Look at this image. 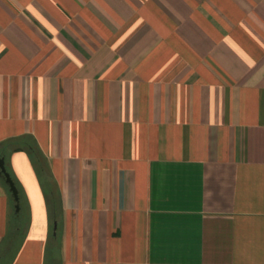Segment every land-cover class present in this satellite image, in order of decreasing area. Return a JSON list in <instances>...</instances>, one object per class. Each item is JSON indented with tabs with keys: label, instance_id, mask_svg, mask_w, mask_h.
Wrapping results in <instances>:
<instances>
[{
	"label": "crops",
	"instance_id": "crops-1",
	"mask_svg": "<svg viewBox=\"0 0 264 264\" xmlns=\"http://www.w3.org/2000/svg\"><path fill=\"white\" fill-rule=\"evenodd\" d=\"M2 158L0 264H264V0H0Z\"/></svg>",
	"mask_w": 264,
	"mask_h": 264
},
{
	"label": "trees",
	"instance_id": "trees-1",
	"mask_svg": "<svg viewBox=\"0 0 264 264\" xmlns=\"http://www.w3.org/2000/svg\"><path fill=\"white\" fill-rule=\"evenodd\" d=\"M31 151L34 156V163L36 166V169L40 174H46L47 171V164L41 155L40 151L35 148L34 146H31ZM3 155V154H2ZM7 167V166H6ZM8 169V168H7ZM16 182V181H15ZM17 184V182H16ZM18 186V184H17ZM19 188V186H18ZM23 205H22V198H21V193H20V212L16 213L14 210V213L12 215V220H11V228L10 231L6 237V240H4V247L5 245L9 249V251L12 253L16 251L19 247L22 231H23ZM56 218V214L54 215Z\"/></svg>",
	"mask_w": 264,
	"mask_h": 264
},
{
	"label": "water",
	"instance_id": "water-1",
	"mask_svg": "<svg viewBox=\"0 0 264 264\" xmlns=\"http://www.w3.org/2000/svg\"><path fill=\"white\" fill-rule=\"evenodd\" d=\"M0 170H1L0 175L4 177L5 182L7 186L9 187V190L12 194L13 200L15 202L16 212H19L20 211V191H19V188L14 178L8 171L6 164H5V160L3 158L0 160ZM56 226L57 224L55 223V227Z\"/></svg>",
	"mask_w": 264,
	"mask_h": 264
},
{
	"label": "rangeland",
	"instance_id": "rangeland-1",
	"mask_svg": "<svg viewBox=\"0 0 264 264\" xmlns=\"http://www.w3.org/2000/svg\"><path fill=\"white\" fill-rule=\"evenodd\" d=\"M24 211H23V218H26V208H25V206H24V209H23Z\"/></svg>",
	"mask_w": 264,
	"mask_h": 264
},
{
	"label": "flooded vegetation",
	"instance_id": "flooded-vegetation-1",
	"mask_svg": "<svg viewBox=\"0 0 264 264\" xmlns=\"http://www.w3.org/2000/svg\"><path fill=\"white\" fill-rule=\"evenodd\" d=\"M20 212V211H19ZM19 212H17V213H19Z\"/></svg>",
	"mask_w": 264,
	"mask_h": 264
}]
</instances>
